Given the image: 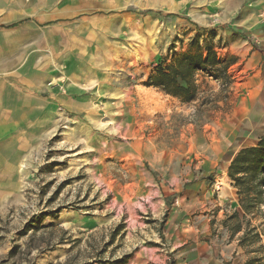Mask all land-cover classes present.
Wrapping results in <instances>:
<instances>
[{
  "label": "rangeland",
  "instance_id": "rangeland-1",
  "mask_svg": "<svg viewBox=\"0 0 264 264\" xmlns=\"http://www.w3.org/2000/svg\"><path fill=\"white\" fill-rule=\"evenodd\" d=\"M72 1L84 56L58 67L80 87L69 90V113L59 109L39 140L22 192L0 210V264H110L126 254L125 264H145V247L153 248L148 263L194 264L178 251L225 229L244 250L238 264H264V202L232 235L237 220L230 228L224 219L236 209L244 214L237 189L229 176L209 179L223 211L203 237L194 225L202 210L187 198L216 163L222 169L263 134L264 124H246L253 68L235 53L237 39L250 35L245 19L254 0ZM208 44L227 64L219 78L197 71L195 100L146 85L159 63L206 54ZM173 206L187 215L169 223ZM181 232L187 242L174 249Z\"/></svg>",
  "mask_w": 264,
  "mask_h": 264
},
{
  "label": "crops",
  "instance_id": "crops-1",
  "mask_svg": "<svg viewBox=\"0 0 264 264\" xmlns=\"http://www.w3.org/2000/svg\"><path fill=\"white\" fill-rule=\"evenodd\" d=\"M77 6L79 3L72 0H65L58 7H54L53 0H0V210L22 192L24 178L32 173L36 163L39 140L53 128L59 109L69 113V90L80 87V80L74 81V76L65 75L58 67L76 56H84L80 25L71 22L79 13ZM248 11L245 27L252 37L238 38L235 53L246 55L245 65L253 68L246 82V124H264V0H254L253 11ZM234 155L222 169L216 163L187 190V198L195 200L202 210L194 225L198 224L203 237L211 233L214 213L217 211L220 216L223 211L221 203L214 199L212 181L208 180L219 179L218 176L228 180ZM185 215L184 209L173 206L169 223ZM199 236L194 237L187 251L179 250L187 242L186 234L174 236L178 255L192 259L194 264L244 261L243 248L237 240L229 239L226 229L220 236H209V241ZM152 251L153 248L145 247V264H151L147 253Z\"/></svg>",
  "mask_w": 264,
  "mask_h": 264
},
{
  "label": "trees",
  "instance_id": "trees-1",
  "mask_svg": "<svg viewBox=\"0 0 264 264\" xmlns=\"http://www.w3.org/2000/svg\"><path fill=\"white\" fill-rule=\"evenodd\" d=\"M224 64L226 65L227 62L221 60L208 44L206 54L187 51L172 62L159 63L149 75L146 85L154 86L185 102H191L196 99L198 92L197 71L207 70L213 77L219 78L218 72ZM228 176L237 189L239 204L244 211L241 215L240 210L236 209L224 219V223L230 228V222L233 219L237 220L232 225V235H234L243 229V219L259 209L264 202V131L256 144L245 146L234 155L228 167ZM33 226L38 227L36 224ZM122 227L123 224H120L117 230L120 231ZM255 228L248 226L247 230L255 231ZM247 230L240 237L241 244L248 241ZM259 235L258 232L254 234L255 237ZM128 259L129 254H126L121 258L110 260V264H125ZM100 261L107 262V260Z\"/></svg>",
  "mask_w": 264,
  "mask_h": 264
}]
</instances>
